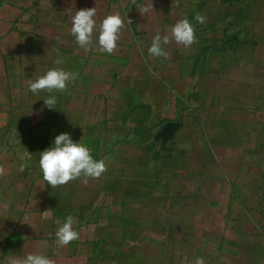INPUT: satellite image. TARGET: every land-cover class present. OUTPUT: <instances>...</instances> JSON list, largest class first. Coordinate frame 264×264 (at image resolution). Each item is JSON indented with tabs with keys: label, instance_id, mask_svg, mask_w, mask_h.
I'll return each instance as SVG.
<instances>
[{
	"label": "crops",
	"instance_id": "obj_1",
	"mask_svg": "<svg viewBox=\"0 0 264 264\" xmlns=\"http://www.w3.org/2000/svg\"><path fill=\"white\" fill-rule=\"evenodd\" d=\"M152 3L142 16L132 0H0V264L27 253L55 264H264V0ZM94 7L97 28L114 12L125 21L111 55L71 34L67 11ZM185 18L197 42L153 58L152 38ZM52 68L77 78L67 92L32 93L26 81ZM61 133L107 171L49 186L40 152ZM68 215L79 239L59 247L54 221Z\"/></svg>",
	"mask_w": 264,
	"mask_h": 264
},
{
	"label": "clouds",
	"instance_id": "obj_2",
	"mask_svg": "<svg viewBox=\"0 0 264 264\" xmlns=\"http://www.w3.org/2000/svg\"><path fill=\"white\" fill-rule=\"evenodd\" d=\"M142 16L153 11L152 0H147L144 4H137L132 0ZM179 6V0H173L172 7ZM71 16V34L75 37L77 44L84 51H90L94 46L99 50L111 55L117 48V42L120 39L122 29L125 27V21L118 12L109 14L103 18L97 28L96 8L81 9L75 11L72 15L70 9L67 11ZM195 20L203 24L205 17L199 13L196 14ZM128 23H131L128 20ZM98 31V39L93 41L94 32ZM197 42L195 29L188 19L178 20L166 34L157 33L148 49L149 54L153 57L167 58L168 53L164 50V45L175 43L184 47H190ZM57 65L63 64V59L55 61ZM77 78L76 73L65 71L62 68H52L44 75L37 77L35 80L26 81L29 90L36 94L41 91L52 93L53 91L67 92L68 83ZM49 109H54L56 97L50 96L44 99ZM82 140V139H81ZM73 142L68 133H61L55 137L54 145L40 152L39 167L43 174V180L52 188L66 185L67 183L82 178L83 183H87L89 178L98 179L107 171V164L104 159L96 160L91 155L90 149L82 142ZM32 154L26 151L22 160H30ZM27 164H22L19 171L23 172ZM5 174L3 165H0V176ZM50 210L44 211L41 215L43 219L50 217ZM60 225L55 233L56 242L59 247H64L79 239V233L74 230L75 220L73 216L68 215L61 222L59 219L54 221ZM5 264H55L41 253H27L24 257H8ZM195 264H205L202 257H197Z\"/></svg>",
	"mask_w": 264,
	"mask_h": 264
}]
</instances>
